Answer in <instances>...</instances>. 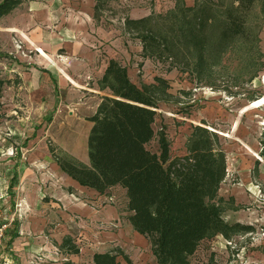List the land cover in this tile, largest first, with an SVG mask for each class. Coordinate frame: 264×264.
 <instances>
[{
  "label": "rangeland",
  "instance_id": "obj_1",
  "mask_svg": "<svg viewBox=\"0 0 264 264\" xmlns=\"http://www.w3.org/2000/svg\"><path fill=\"white\" fill-rule=\"evenodd\" d=\"M236 4L23 0L0 19V79L5 81L0 95V211L15 214L2 241L0 264H93L94 252L115 247L130 264L155 262L148 239L128 222L123 188L115 185L99 194L65 179L55 164L53 156L88 166L86 116L94 104L85 87L93 80L81 67L85 86L60 82L57 72L63 73L56 64L66 65L65 50L52 54L45 47L43 56L25 40L32 35L44 46L70 38L95 48L93 41L102 57L125 66L129 79L155 102L154 135L146 145L150 151L159 153L163 135L169 159L184 158L193 127L215 133L226 168L211 202L226 222L249 229L204 238L186 264H264L263 0L237 11ZM229 10L241 24L240 32L230 31ZM145 36L152 47L143 52ZM100 91V99L111 96L108 88ZM31 196L37 210L30 212ZM66 236L78 253L59 247Z\"/></svg>",
  "mask_w": 264,
  "mask_h": 264
},
{
  "label": "trees",
  "instance_id": "obj_2",
  "mask_svg": "<svg viewBox=\"0 0 264 264\" xmlns=\"http://www.w3.org/2000/svg\"><path fill=\"white\" fill-rule=\"evenodd\" d=\"M234 1L237 11L251 6L255 0ZM22 2L0 0V19ZM232 14L230 10L226 14L229 29L240 32L241 24ZM144 39L147 43L143 52L152 47L151 39ZM4 83L0 79V95ZM99 86L108 88L111 96L102 97L94 114L87 118L93 123L87 136L89 165L53 157L59 169L81 187L99 194L115 185L124 189L130 212L128 222L135 232L148 239L154 264H186L187 257L204 238L249 229L226 222L218 206L211 202L226 168L215 133L193 127L186 157L169 159L163 135L158 138L159 153L146 146L154 135L155 102L144 88L129 79L127 68L108 58ZM60 247L68 254L78 253L69 236L62 239ZM118 257L130 264L119 247L94 252L92 262L118 264Z\"/></svg>",
  "mask_w": 264,
  "mask_h": 264
},
{
  "label": "crops",
  "instance_id": "obj_3",
  "mask_svg": "<svg viewBox=\"0 0 264 264\" xmlns=\"http://www.w3.org/2000/svg\"><path fill=\"white\" fill-rule=\"evenodd\" d=\"M31 30H33V29L30 28V31ZM29 34H30V32L28 33V35ZM34 36H36V35H34ZM28 38L25 37V40L27 42L29 41V43L32 46H34L36 49L40 48L44 53L46 50L45 47L50 48L51 50H49V52L52 54H53L54 49L59 50L60 48H62L63 50H65V55L68 56V57H66L67 58L66 65L63 68H61L56 64V66L59 69H61V71L63 73V75H62L59 72H57L61 76L60 82H62L63 84H66V85L71 84V85H74L76 87H79L80 85L85 86L84 84L80 83V76H82V75L78 71V69H80L81 67H85L84 70H85L86 77H90L89 79L93 80V82H91L89 87L88 86L85 87V89H87L88 92L90 93L92 101H93L92 103L94 104V110L91 113V115H93L98 104L100 103V101L102 99V97L100 99V96L104 95V94H102V91H100L102 88L99 86V80L102 77L104 70L107 66V57H102L100 49L97 48L98 47L97 44L95 42L91 41L92 43H90V45H92V44L95 45V48H91V47L85 46L82 43H80L79 39L72 41L69 38V40H56L55 43L51 42V44L49 46H44L40 42L41 40L38 36L33 37V35H32L29 39ZM100 43L101 42L99 41V44ZM50 56H52V55L50 54ZM70 80H72V81L70 82ZM91 115L86 116V119L88 117H90ZM87 121H88L87 122V129H88L87 134H89L90 128L92 127L93 123L91 121H89L88 119H87ZM87 158H88V156H87ZM88 165H89V160H88ZM65 177H66L65 179H69V177L67 175H65ZM33 200H34V197H32V196H31V198H29V201L27 200L29 202V205L31 206L29 208L30 212L33 211L32 210L33 208H35L34 204H33L34 203ZM35 203H36V201H35ZM27 210H28V206H27ZM33 228L36 229L37 227L33 226ZM28 245H29V247H31L32 243H30ZM58 245L60 247V244H58ZM104 251L105 250H101V251H97V252H104ZM6 260L10 261V259H6ZM4 261L5 260H3V264H7ZM29 262L31 263V261H29ZM16 263H18V262L15 261L14 264H16ZM39 264H51V263H42L41 262Z\"/></svg>",
  "mask_w": 264,
  "mask_h": 264
},
{
  "label": "built area",
  "instance_id": "obj_4",
  "mask_svg": "<svg viewBox=\"0 0 264 264\" xmlns=\"http://www.w3.org/2000/svg\"><path fill=\"white\" fill-rule=\"evenodd\" d=\"M14 213L11 215H4L0 211V248L2 247V241L5 236V231L7 226L11 223V221L14 219Z\"/></svg>",
  "mask_w": 264,
  "mask_h": 264
},
{
  "label": "bare ground",
  "instance_id": "obj_5",
  "mask_svg": "<svg viewBox=\"0 0 264 264\" xmlns=\"http://www.w3.org/2000/svg\"><path fill=\"white\" fill-rule=\"evenodd\" d=\"M39 51H40V53L44 56L45 54H44V52L41 50V49H39ZM46 56V55H45ZM51 64H54L53 62H51Z\"/></svg>",
  "mask_w": 264,
  "mask_h": 264
}]
</instances>
